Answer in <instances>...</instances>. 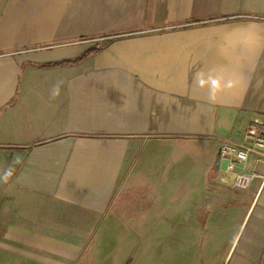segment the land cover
<instances>
[{
	"label": "crops",
	"instance_id": "0c3cea01",
	"mask_svg": "<svg viewBox=\"0 0 264 264\" xmlns=\"http://www.w3.org/2000/svg\"><path fill=\"white\" fill-rule=\"evenodd\" d=\"M254 119L264 0H0V264H89L129 180L166 171L206 213L211 264H264V161L238 189L220 156Z\"/></svg>",
	"mask_w": 264,
	"mask_h": 264
},
{
	"label": "rangeland",
	"instance_id": "374dc122",
	"mask_svg": "<svg viewBox=\"0 0 264 264\" xmlns=\"http://www.w3.org/2000/svg\"><path fill=\"white\" fill-rule=\"evenodd\" d=\"M198 153L208 157L207 149ZM169 176L164 172L157 184L142 179L134 191L128 189L133 184L129 180L113 208L114 213L125 208L128 222L121 228L95 230L85 251L94 256L89 264H211L206 213L201 208L190 219L191 190Z\"/></svg>",
	"mask_w": 264,
	"mask_h": 264
},
{
	"label": "built area",
	"instance_id": "2783aa9c",
	"mask_svg": "<svg viewBox=\"0 0 264 264\" xmlns=\"http://www.w3.org/2000/svg\"><path fill=\"white\" fill-rule=\"evenodd\" d=\"M220 156L229 161L228 170L235 173L233 186L238 189L248 188L251 180L256 177L255 174L244 176L237 171L245 169L251 159L256 163L264 161V121L254 119L248 126L245 145L224 144L221 146Z\"/></svg>",
	"mask_w": 264,
	"mask_h": 264
},
{
	"label": "clouds",
	"instance_id": "9594fccd",
	"mask_svg": "<svg viewBox=\"0 0 264 264\" xmlns=\"http://www.w3.org/2000/svg\"><path fill=\"white\" fill-rule=\"evenodd\" d=\"M199 84L203 87L206 84V81L201 79L199 81ZM211 84L213 86L214 89H219L221 87V84L218 80L212 79L211 80ZM224 87L226 88H232L233 87V82L232 81H228L224 84ZM60 95V84L58 83L56 86H54L53 90H52V96L56 97ZM11 176V172H5V174L0 177L2 178L5 182L7 181L8 177Z\"/></svg>",
	"mask_w": 264,
	"mask_h": 264
},
{
	"label": "trees",
	"instance_id": "16d2710c",
	"mask_svg": "<svg viewBox=\"0 0 264 264\" xmlns=\"http://www.w3.org/2000/svg\"><path fill=\"white\" fill-rule=\"evenodd\" d=\"M94 52H95V49H92V50L89 51V53H88L87 55L92 54V53H94ZM87 55H85V56H83V57H86ZM83 57H82V58H83ZM82 58H81V59H82ZM61 64H63V62L58 63V64H54V66L61 65Z\"/></svg>",
	"mask_w": 264,
	"mask_h": 264
}]
</instances>
